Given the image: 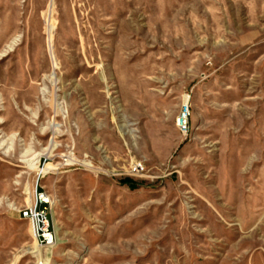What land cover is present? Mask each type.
Masks as SVG:
<instances>
[{
  "label": "rangeland",
  "instance_id": "rangeland-1",
  "mask_svg": "<svg viewBox=\"0 0 264 264\" xmlns=\"http://www.w3.org/2000/svg\"><path fill=\"white\" fill-rule=\"evenodd\" d=\"M0 264H264V0H0Z\"/></svg>",
  "mask_w": 264,
  "mask_h": 264
},
{
  "label": "built area",
  "instance_id": "built-area-1",
  "mask_svg": "<svg viewBox=\"0 0 264 264\" xmlns=\"http://www.w3.org/2000/svg\"><path fill=\"white\" fill-rule=\"evenodd\" d=\"M190 106L186 101L179 109L175 119V125L178 131L186 135L189 130ZM133 171L137 174L143 172V167L135 166ZM20 219L29 223L32 236L39 247L51 248L56 242L55 233L52 226L51 216L49 214V202L46 201L44 192L35 188L33 202L17 211Z\"/></svg>",
  "mask_w": 264,
  "mask_h": 264
},
{
  "label": "bare ground",
  "instance_id": "bare-ground-1",
  "mask_svg": "<svg viewBox=\"0 0 264 264\" xmlns=\"http://www.w3.org/2000/svg\"><path fill=\"white\" fill-rule=\"evenodd\" d=\"M46 201L50 203V199L49 198H46Z\"/></svg>",
  "mask_w": 264,
  "mask_h": 264
}]
</instances>
